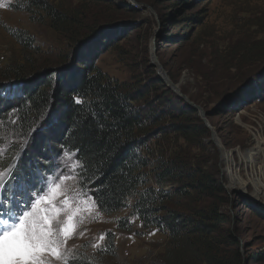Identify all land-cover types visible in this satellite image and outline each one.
Segmentation results:
<instances>
[{"label":"rangeland","instance_id":"374dc122","mask_svg":"<svg viewBox=\"0 0 264 264\" xmlns=\"http://www.w3.org/2000/svg\"><path fill=\"white\" fill-rule=\"evenodd\" d=\"M48 1L76 14L77 25L55 30L42 13L30 14L13 8V0H0V74L14 64L26 69L40 65L46 71L65 69L77 64L79 49L101 41V48L107 46L94 64L103 73L133 85L158 79L150 98L157 96V104L170 102L171 95L181 100L174 101L179 108L174 118L163 117L160 124L184 120L207 132L186 138L174 132L158 134L149 143L151 158L174 157L216 174L224 193L214 198L213 207L223 219L211 221L216 227L212 234L219 235L210 242L213 253L230 258L226 264H264V0ZM19 31L32 38L33 49L17 41L13 33ZM6 81L0 76V97L20 89L19 83ZM183 103L193 111L182 109ZM7 118L12 124L15 111L10 110ZM42 129L35 127L30 139L18 135L17 140L0 121V158L8 157L10 146H18L10 165L0 159V170L7 174L16 159L26 155V147L19 146H28L31 139L35 142L34 135H42ZM75 161L62 152L50 162L55 167L47 177H70L64 182L67 194L76 198L82 191L87 198L88 192L77 184V167L71 166ZM174 186L165 184L163 190L170 192ZM210 202L211 198L201 196H175L172 205L193 214V209L208 207ZM5 210H0V216L8 214ZM128 213L129 206L110 215L95 206L92 215L85 214L65 244L68 264L72 258L106 247L109 233L114 251L99 260L102 264L157 262L168 236L143 229L133 216L127 217L131 230L117 229V220ZM182 243L179 248L185 247ZM51 264L64 261L51 258Z\"/></svg>","mask_w":264,"mask_h":264},{"label":"trees","instance_id":"16d2710c","mask_svg":"<svg viewBox=\"0 0 264 264\" xmlns=\"http://www.w3.org/2000/svg\"><path fill=\"white\" fill-rule=\"evenodd\" d=\"M12 6L30 14L42 13L55 30L72 28L79 22L76 14L67 13L48 0H13ZM13 35L21 45L33 47L32 38L24 31ZM102 45L100 41L98 45L79 49L77 64L65 69L46 71L40 65L26 69L14 64L0 74L6 83L20 85L16 93L0 97V121L14 131L17 140L18 135L28 140L32 129L43 128L42 135H34L35 142L31 139L28 146H19L26 147V155L13 163V176L29 174L30 179L43 182L41 178L54 171L55 166L50 162L61 155L62 149L76 153L77 184L97 199V210L110 215L129 206L128 215L117 220V229L131 230L127 217L133 216L143 229H157L168 236L165 252L153 264H226L230 258L227 261L217 257L210 246L212 238L219 236L212 234L216 227L211 221L223 219L222 213L214 208V198L224 193L216 174L187 166L174 157L151 158L154 153L149 144L158 134L174 132L185 138L203 137L207 129L184 120H166V125L160 124L163 117L174 118L179 109L174 101L181 100L171 95L170 102L157 104V96L150 98L153 86L159 84L156 78L133 85L103 73L94 64L107 43L101 48ZM77 98L80 103L76 102ZM181 105L182 109L193 111L186 104ZM10 110L16 116L12 124L7 120ZM17 147L10 146L8 157L0 158L6 166L12 163L16 156L13 150ZM165 184L175 186L169 192L163 190ZM14 191L17 194L13 201ZM175 196L185 199L201 196L211 198L212 202L208 207L193 209V214H185L172 205ZM0 200L1 211H12L13 203L24 204L14 180H9L6 191L3 186L0 188ZM180 241L185 247L179 248ZM105 243L106 247L98 248L95 253L72 258L70 264H102L99 260L114 251L111 233Z\"/></svg>","mask_w":264,"mask_h":264},{"label":"snow or ice","instance_id":"6c2138e0","mask_svg":"<svg viewBox=\"0 0 264 264\" xmlns=\"http://www.w3.org/2000/svg\"><path fill=\"white\" fill-rule=\"evenodd\" d=\"M76 102L80 103L78 98ZM62 151L69 160L76 155ZM71 166L75 169L79 161ZM14 173L15 166L8 170L6 180L5 171L0 170V186L6 191L9 180H14L22 192L24 207L18 208L13 203V210L0 216V264H51V258L68 264L65 244L84 215L93 214L97 199L91 196L83 198L85 194L82 191L76 198L69 196L64 183L70 179L68 176L60 175L54 179L45 176L41 178L43 182L38 183L30 179L29 174L14 177ZM16 194L14 191L13 201ZM99 239L103 240V235Z\"/></svg>","mask_w":264,"mask_h":264},{"label":"water","instance_id":"95a60500","mask_svg":"<svg viewBox=\"0 0 264 264\" xmlns=\"http://www.w3.org/2000/svg\"><path fill=\"white\" fill-rule=\"evenodd\" d=\"M159 67H160V66H159ZM163 75H164V72H163ZM165 78L167 79V77H165ZM165 78H164V79H165Z\"/></svg>","mask_w":264,"mask_h":264}]
</instances>
